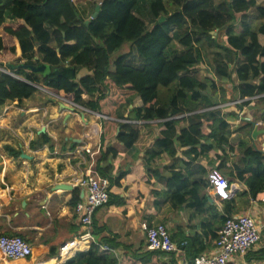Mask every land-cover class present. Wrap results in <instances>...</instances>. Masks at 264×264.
I'll use <instances>...</instances> for the list:
<instances>
[{
  "label": "trees",
  "instance_id": "obj_1",
  "mask_svg": "<svg viewBox=\"0 0 264 264\" xmlns=\"http://www.w3.org/2000/svg\"><path fill=\"white\" fill-rule=\"evenodd\" d=\"M251 8L261 19L257 25L244 21V13ZM237 14L241 15L239 19ZM0 26V63L13 61L19 48L20 58L27 62L37 54L38 61L52 69L67 64L90 71L72 81L52 73L43 77L15 63L9 71L17 77L0 73V106L30 98L37 85L104 116L99 119L102 131L95 170L98 176L109 180L108 192L110 185L118 186L127 173L109 175L108 160L117 155V150L106 144L109 139L116 138L124 149H130L151 137L148 125L125 123L121 119L162 120L165 128L173 129L179 119L170 118L190 113L186 126L174 138L176 145H189L190 153L198 157L228 143L232 132L229 123L210 109L218 104L213 98L219 95L221 87L216 79L198 75L196 69L199 64H206L208 53L213 56L222 52L223 59L214 57L213 75L219 82L231 84L235 99L242 100L239 109L246 107L250 116L243 118L235 129L246 137L232 149L238 156L232 176L245 190L237 195L235 209L234 200L227 201L219 224L225 217L247 210L250 201L264 194V152L250 138L253 124L260 123L264 129V6L258 5L257 0H101L94 18L91 14L83 18L73 0H0ZM213 31L221 32L224 38L214 37ZM176 45L184 52H179ZM124 46L126 51H122ZM162 90L166 98L160 97ZM83 94L88 99L84 100ZM135 96L140 98L141 107L127 111ZM37 139L41 144L49 142L45 133ZM174 140L168 134L154 140L153 148L145 150L147 170L162 152L175 154L171 148ZM35 143L31 141L30 146L41 145ZM6 150L11 156L19 154L9 147ZM194 170L199 177L203 175L199 167ZM188 173V168L185 173L172 168L164 182L157 184L167 199L177 205L186 202L200 214L207 205V198L199 194L203 181L189 180ZM78 200L76 194L74 205ZM207 225L206 238L209 240L207 233L211 231L210 238L215 240L219 227L211 230V221ZM14 235L26 240L22 233ZM113 240L102 236L97 239L98 244L89 243L86 250L76 252L62 264H166L158 252L132 245H122L124 252L117 259L111 248L118 244H110ZM104 243L110 244L109 250L100 249L99 245ZM193 248L194 244L185 247L187 257L201 252L190 253ZM55 255L54 248L46 254L50 258Z\"/></svg>",
  "mask_w": 264,
  "mask_h": 264
},
{
  "label": "crops",
  "instance_id": "obj_2",
  "mask_svg": "<svg viewBox=\"0 0 264 264\" xmlns=\"http://www.w3.org/2000/svg\"><path fill=\"white\" fill-rule=\"evenodd\" d=\"M1 28L2 26H0V34ZM71 43L68 42V44ZM20 54L17 48L15 59L0 65H5L10 70L15 63L19 65L26 63L27 60L20 58ZM27 63L35 66L43 62L38 61L36 54ZM60 67L71 66L64 64ZM71 68L74 70L75 77L72 81H78L81 77L90 74L87 68ZM35 87L37 91L30 98L20 102L7 101L0 106V234L22 233L26 240L33 237L39 245L36 246L43 250V254L39 258L33 255L29 259L13 260L2 264H49L51 261H54L53 264H62L76 252L87 249V245L76 244L66 254L60 255L59 252L61 246L74 243L81 232L74 212V200L76 194L78 199L82 196L79 180L85 174H96L95 165L99 157L102 131L99 121L101 114L61 97L58 99L59 97H55L54 93L47 92L40 86ZM164 92L162 90L161 98H166ZM82 98L88 99L85 94ZM59 102L75 109L70 112L69 108H62ZM141 105L140 98L135 96L127 105V111L139 108ZM189 115L190 113H183L170 118L179 119V123L173 129L165 128L162 120H129V123L135 125H148L151 137L144 138L137 147L130 149H124L122 143L116 138H110L106 143L117 150L116 157L108 160L109 175L116 177L123 171L127 173L118 186L110 185L109 203L107 201L95 211L92 232L96 241L102 236L114 239L110 244H118L116 246L112 244L114 247L111 248L117 259L124 252L122 245L146 249L144 234L140 228L142 222L161 223L167 228L173 242L186 241L185 247L194 244L190 253L200 250L199 255L209 254L213 249L214 239L210 238L211 231L207 233L209 240L206 238L207 224L211 221V230L220 228L218 218L225 214L227 201L233 199L232 209H235V200L238 202L237 195L245 190V187L232 176L238 161V156L232 149L235 150L241 139L236 138L241 135L240 131L231 132L228 143L221 149H212L203 156H193V153L189 151V145L178 146L174 140L179 135V131L186 126ZM217 115L226 117V121L230 124L227 116H224L222 112ZM41 133L49 137L48 143L41 144L37 139ZM167 134L174 140L171 148L175 150V154L169 156L166 152H162L154 162H150L148 166L151 168L147 170L144 165L145 150L153 148L157 137L163 138ZM262 134V132L258 134L255 139L250 135L252 141L260 143L261 149H263L264 141L260 142L258 138ZM31 141L41 145L31 147ZM6 147L17 150L19 154L11 156ZM187 163L190 164L187 166ZM195 167L203 171L201 177L195 172ZM172 168L184 173L188 168L189 180L197 178L203 181L199 194L207 198L204 212L197 214L186 202L177 205L161 192V185L157 183L164 182ZM211 168L218 169L225 180L234 187V192L229 199L216 198L213 188L207 181V174ZM192 171L194 173L190 174ZM56 184L67 185L70 189L52 190ZM263 198V193L258 194L257 200L250 201L247 210L243 211H251L254 214L260 228V240L245 255L232 257L238 263L264 264ZM238 207L243 209L240 205ZM157 209L160 210L157 211ZM164 209L167 210L164 211ZM214 216H217V219L213 218ZM101 227L102 232H99ZM110 244L103 245L109 247ZM50 248L56 251V255L52 258L46 256ZM165 263L171 264V260Z\"/></svg>",
  "mask_w": 264,
  "mask_h": 264
},
{
  "label": "built area",
  "instance_id": "obj_3",
  "mask_svg": "<svg viewBox=\"0 0 264 264\" xmlns=\"http://www.w3.org/2000/svg\"><path fill=\"white\" fill-rule=\"evenodd\" d=\"M0 73L16 76L5 65H0ZM241 101H236V103ZM100 117L104 116L100 115ZM123 122L129 123V120ZM86 152L89 151L86 150ZM207 181L213 188L216 198L224 200L232 196L234 187L225 180L218 169L211 168L209 170ZM79 186L82 188V196L74 205V212L81 232L74 243L65 244L59 248L60 255L66 254L76 244H84L83 246H88L91 242L98 244L92 232V219L95 211L108 201L109 181L96 174H85L79 180ZM140 228L144 234L146 249L158 252L159 257L168 263L173 259L174 264H251L238 263L232 257L245 255L260 240V228L251 211H242L225 217L216 232L212 251L209 254H200L193 258L186 256L184 251L186 241L173 242L165 225L142 222ZM99 247L104 251L109 250L108 246L103 244ZM32 255V246L20 236L0 234V264L28 259Z\"/></svg>",
  "mask_w": 264,
  "mask_h": 264
},
{
  "label": "rangeland",
  "instance_id": "obj_4",
  "mask_svg": "<svg viewBox=\"0 0 264 264\" xmlns=\"http://www.w3.org/2000/svg\"><path fill=\"white\" fill-rule=\"evenodd\" d=\"M100 1L101 0H73V4L78 9V12H80V15L83 18H86L90 14L93 13L95 5L99 4ZM257 4L260 5V6H264V0H257ZM146 16L148 17L147 14H146ZM236 17H238V19H239V17H241V15L237 14ZM243 17H244V21L250 23L251 25H257L261 21V19L259 18L257 12L255 11V8H251L248 11H246L244 13ZM240 20H242V19H240ZM235 29L236 30L239 29L238 23L235 24ZM212 34L214 35V37L217 35L219 40H221V38H224V36H222L221 32L219 34H217L216 32H214ZM176 49L179 52H182V53L184 52V49L181 46H179V45H176ZM126 50H127V47L124 46L122 51H126ZM215 55H217V56H215ZM214 57H217L219 59H223V53L218 51V53L214 54L213 56H212V52L208 53V60H207L206 64L205 63H201V64H199V66L196 69L198 70V75L204 76L206 78L213 79V80L216 79V81H218V86L221 87L220 88L221 90L219 92V95H216V97L213 98V99H215L218 102V105L213 106L210 109L213 110V111H217V113L222 112L224 116H227L228 121L230 122V124H229L230 128L229 129H230V131L234 132L235 129L237 128V126L241 124L240 122L242 121V119L249 117L250 113H249V111H248V109L246 107H242L241 109H239L238 103H240V102L236 103V101H240V100L239 99H235V95H234V92L232 91L233 89L231 88V84L228 83V82H225V81L219 82L220 80L214 77V75H213V66L215 64ZM222 90H224V94L221 93ZM207 94H210V90H207ZM223 103H228V104H223ZM232 114L235 115V116H230ZM224 118H226V117H224ZM254 126L256 128L258 127L257 128L258 130L263 129L262 125L260 123H258L257 125H254ZM239 133L241 135L238 134L239 137L236 136L237 139L246 137V136H244L243 133H241V132H239ZM236 138H234V139H236ZM258 139L260 140V142L264 141V132ZM257 144L258 143H256V146L259 147L260 143L258 145ZM262 146H263V149H264V143H263ZM262 151L264 152V150H262ZM159 210L160 209H157V211H159ZM166 210L167 209H164V211H166ZM241 211H244V210H241ZM241 211H239V212H241ZM155 223H158V222H155ZM162 223H164V222H162ZM28 236H31V235H28ZM27 241L30 242L31 246H36L37 245V244H34L37 241L34 240L33 237L29 238V240H27ZM37 248H39V247H37ZM33 255H34V252H33ZM51 262H52V264L54 263V261H51ZM45 264H48V263H45Z\"/></svg>",
  "mask_w": 264,
  "mask_h": 264
},
{
  "label": "water",
  "instance_id": "obj_5",
  "mask_svg": "<svg viewBox=\"0 0 264 264\" xmlns=\"http://www.w3.org/2000/svg\"><path fill=\"white\" fill-rule=\"evenodd\" d=\"M98 11H99V4H96L94 7V10H93V13L91 14V18H94L96 16V14L98 13ZM87 22L88 21L86 20L85 23H87ZM214 32H212V33H214ZM19 66L24 68V69H28L33 73L40 74L43 77L52 73L54 75L62 76L68 80H74L75 79L74 70L71 67H67V68L57 67L55 69H52L48 64L39 63V64L34 66V65H31L30 63H27V62L22 63ZM9 68H10V66H9ZM55 97L58 98V96H55ZM58 99H60V97ZM59 105L64 109L69 108L70 112H73V110L75 109L74 107H71V106L68 107L67 105L63 104V102H59ZM118 130L119 129H117V131ZM261 132L263 133L264 129L258 130L253 124V129H252L250 135L253 139H255V137ZM55 189H70V188L67 185L63 186L62 184H56L52 187V190H55ZM32 250H33L34 256L36 258H39L43 253V250L40 248H37L36 246H32Z\"/></svg>",
  "mask_w": 264,
  "mask_h": 264
},
{
  "label": "bare ground",
  "instance_id": "obj_6",
  "mask_svg": "<svg viewBox=\"0 0 264 264\" xmlns=\"http://www.w3.org/2000/svg\"><path fill=\"white\" fill-rule=\"evenodd\" d=\"M64 186V185H63ZM49 264H52L51 262H49Z\"/></svg>",
  "mask_w": 264,
  "mask_h": 264
}]
</instances>
